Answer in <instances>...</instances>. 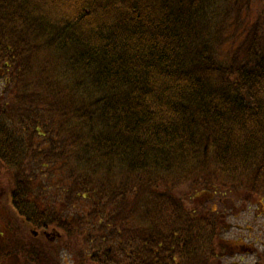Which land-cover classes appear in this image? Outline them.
<instances>
[{"label": "trees", "instance_id": "trees-1", "mask_svg": "<svg viewBox=\"0 0 264 264\" xmlns=\"http://www.w3.org/2000/svg\"><path fill=\"white\" fill-rule=\"evenodd\" d=\"M0 156L80 264H264V0H0Z\"/></svg>", "mask_w": 264, "mask_h": 264}, {"label": "flooded vegetation", "instance_id": "flooded-vegetation-1", "mask_svg": "<svg viewBox=\"0 0 264 264\" xmlns=\"http://www.w3.org/2000/svg\"><path fill=\"white\" fill-rule=\"evenodd\" d=\"M13 191L11 175L2 166L0 156V264H39V255L44 256L46 264L59 262L56 256L65 250L63 239L22 218L12 200Z\"/></svg>", "mask_w": 264, "mask_h": 264}, {"label": "rangeland", "instance_id": "rangeland-1", "mask_svg": "<svg viewBox=\"0 0 264 264\" xmlns=\"http://www.w3.org/2000/svg\"><path fill=\"white\" fill-rule=\"evenodd\" d=\"M226 207L230 211V227L226 238L231 242L240 239V243L245 239L247 248L253 252L261 253L264 251V211H259L257 208L236 207L232 202H227ZM77 255V254H76ZM64 252L59 259H64L65 264H80L81 258ZM258 260L257 255H249L247 251L235 255L234 258H224L223 264H254ZM71 262V263H70ZM63 264V263H62Z\"/></svg>", "mask_w": 264, "mask_h": 264}]
</instances>
